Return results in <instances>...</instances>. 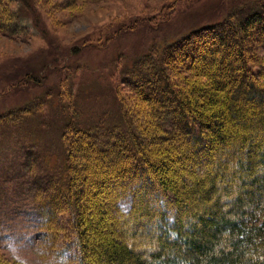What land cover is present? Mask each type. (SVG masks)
<instances>
[{
    "label": "trees",
    "instance_id": "obj_1",
    "mask_svg": "<svg viewBox=\"0 0 264 264\" xmlns=\"http://www.w3.org/2000/svg\"><path fill=\"white\" fill-rule=\"evenodd\" d=\"M17 1L0 0L2 27ZM157 47L127 80L152 118L123 114L108 137L69 121L62 167L35 183L41 255L93 264V230L99 264H264V0Z\"/></svg>",
    "mask_w": 264,
    "mask_h": 264
},
{
    "label": "rangeland",
    "instance_id": "obj_2",
    "mask_svg": "<svg viewBox=\"0 0 264 264\" xmlns=\"http://www.w3.org/2000/svg\"><path fill=\"white\" fill-rule=\"evenodd\" d=\"M244 1L254 0H30V6H11L22 18L14 17L19 27L0 25V118L14 114L0 133L1 261L62 259L60 249L41 255L47 209L34 189L62 167L69 121L108 137L124 125L123 114L152 118L127 81L134 61L223 19ZM89 206L92 221L97 208ZM89 233L95 239L87 250L99 264V232Z\"/></svg>",
    "mask_w": 264,
    "mask_h": 264
}]
</instances>
